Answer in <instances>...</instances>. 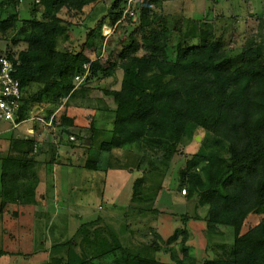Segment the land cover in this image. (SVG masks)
<instances>
[{
  "label": "trees",
  "instance_id": "16d2710c",
  "mask_svg": "<svg viewBox=\"0 0 264 264\" xmlns=\"http://www.w3.org/2000/svg\"><path fill=\"white\" fill-rule=\"evenodd\" d=\"M96 1L99 0H38L33 17L22 18L18 11L0 16V33L5 37L16 33L15 37L10 36L12 42L27 44L7 54L23 91L17 120H33L36 129L34 134L25 136L29 147L22 156L0 157L1 205L17 202L21 206L36 201L40 175L35 153L46 124L53 127V134H60L52 147L74 145V140L69 135L64 138L63 133L76 126L75 116L66 110L59 123L55 119L50 123L51 111H46L48 120L41 121L31 117L32 109L44 103L47 109L56 110L62 97L76 93L75 76L85 73L87 68L88 80L95 75L101 77L100 74L110 76L115 67H122L121 87L103 89L115 104L111 109V138L99 143L102 158H88L85 167L107 170L113 165L110 154L114 148L138 146L142 151L138 167L149 161L159 170L172 160L179 144H188L196 130L202 128L204 134L198 150L188 154L185 166L178 170L177 187L184 188L187 197L195 200L197 211L203 210L196 217L205 221L209 235H223L225 230L221 227L231 226L234 239L219 243L216 254L206 257L201 264H264V44L256 43L253 49L224 48V38L203 27L198 28L196 41H192L195 38L183 34L180 27L171 28L164 15L152 9V0H139L140 17L135 33L140 32V39L133 32L120 36L116 49L106 41L101 45L103 50H110L108 58H103V52L92 58L83 46L97 50L99 41L105 38L103 25L116 29L121 26L123 0H113L97 24L90 27L80 48L61 47L60 41H65L73 23L61 12L65 8L82 10ZM172 37L175 41L170 43ZM171 47L172 57L168 53ZM115 50L117 58L112 60ZM33 83H38L39 88L28 91ZM111 114L104 116L109 118ZM93 120L91 129L95 130ZM58 126L60 133L56 132ZM81 146L92 149V141L87 143L82 138ZM154 157L160 161L156 162ZM46 162L52 169L55 161ZM50 169L47 183L53 186ZM142 182V178H137L130 195L128 207L132 209L133 203L140 201L137 195ZM182 216L184 221L188 220L187 214ZM101 220L99 216L82 222L74 238L52 245L51 264H191L187 259L192 257V247L185 226H177L166 238L156 230L157 226H146L153 232L144 237L147 245L170 254L158 257L129 251L107 225L96 227ZM92 234L95 235L91 237ZM96 236L109 238L104 248L92 247L103 244L96 241ZM178 240L182 256L170 246ZM78 244L82 245L81 251ZM6 252L11 251L0 249V255ZM110 254L114 257L109 262L95 260Z\"/></svg>",
  "mask_w": 264,
  "mask_h": 264
},
{
  "label": "rangeland",
  "instance_id": "374dc122",
  "mask_svg": "<svg viewBox=\"0 0 264 264\" xmlns=\"http://www.w3.org/2000/svg\"><path fill=\"white\" fill-rule=\"evenodd\" d=\"M37 1L0 0V16L6 17L9 13L18 11L22 18L33 17L34 13L32 11ZM138 1L135 0V6L137 7V10L134 7L135 13L132 16H128L131 15L128 12L125 17L123 16L121 26H118L117 29L108 24L103 25L102 33L107 39L104 38L102 41H99L97 50L84 45V52L92 58H96L98 52H103V58L106 59L110 54L108 48L103 50V45L106 41L116 49L118 46L117 38L123 35H131L132 32L135 33L140 17ZM112 2L113 0H99L86 5L82 10L74 8L67 10L65 8L61 14L73 23L69 26L70 34L65 38V41L63 39L60 41V46L64 47L68 45L70 47L75 45L77 48H80L86 39L90 27L97 24L98 20L108 11V7ZM126 6L127 0H123V11L126 9ZM151 7L160 15H164L165 20L171 28L176 30V28L180 27L184 32L183 34H186L190 38H195L192 41H196L195 35L198 34V28L203 27L213 30L217 37H223L225 40L224 48L248 46L250 49H253L256 43L264 44V0H152ZM135 35L140 39L139 31H136ZM10 36L13 38L16 36V33L12 32L8 37L0 33V52L18 51L27 45L23 41L17 44L13 43ZM174 41L175 37H172L170 43ZM172 49L173 47L169 48L168 53L170 57L173 56ZM118 51L115 50L113 52L112 60L117 58ZM123 75L124 69L122 67H115L110 76H102L100 74L101 77H98L95 75L88 80L84 78L80 84L75 79L76 93L61 98V108L59 111L57 110L53 120L55 119L59 123L61 114L65 113L66 110L75 116L77 121L76 126L70 129L74 133L72 134L71 131L63 133V130L61 132L64 138H66V135H69L74 140V145L71 146L67 143L60 145L58 148L57 146L52 147L51 143L58 140L60 134H53V130L50 129L53 127L46 124V128L41 132L36 146V151L38 152V156H40L36 159L38 160V173L40 175V169L41 171L44 170L43 162L48 159L52 160V162L55 161L51 165L52 169L57 168L55 170H63V172H61L59 184H57L58 179H55L54 176V185H48V189L50 190H47L44 183H41L40 187L38 185L35 196L36 201L28 203L30 206H26V203H22L19 206L17 202L1 205L3 182L0 161V249L31 252L32 248L39 246V240L40 242H44L47 239L44 235L46 231L48 237H53L54 241L58 243L59 241L66 242L71 237L74 238V234L82 222L96 219L99 216L103 220L99 221L96 227L107 225L108 228L112 229L119 236L122 245L126 249L142 255L148 253L158 257L170 256L169 252L164 249L155 251L144 241L146 235L149 234L148 236H151L153 233L149 230L150 228L147 229V225L157 226L156 230L164 235L165 238L177 226H185L189 231L188 243L192 247V257L187 259L191 264H201L206 257L215 255L219 243L233 242L234 234L233 227L231 226L221 227L225 230L223 235H209L205 229V221L196 217L203 210L199 209L197 211L195 200L187 197L184 188L177 187L178 170L185 166L184 162L187 155L198 150L204 134L202 128L196 130L195 135L188 144H179L178 151L172 160L159 170L154 167V164L151 165L149 161H144L143 166L141 168L138 167L137 163L142 154L138 146L114 148L110 154L111 164L113 165L107 170L85 167L88 158L98 161L102 158L99 152V143L105 138L110 139L112 135L110 131V128L113 126L112 116L107 118L103 115L111 114V109L115 104L110 96L103 93V89L120 88ZM38 88L39 84L33 83L28 88V91H34ZM45 105L43 103L42 106ZM34 109L35 107L32 110ZM45 111H48V113L50 111L51 113L53 112L51 109H46ZM39 112H41V108L39 110L36 109L31 114L41 121V117L44 116L45 118V116L49 115L46 113L43 115V113ZM47 118L46 120H48ZM92 119H94L93 122L97 128L95 130L91 129ZM40 120L34 122H39ZM3 123L11 125L9 121H4ZM10 128L13 129L12 126ZM19 132H22L21 127ZM19 132L16 135L20 143L16 144L20 148L18 149L15 144L16 149L14 151L17 154L8 150L10 144L7 134L3 133L0 135V157L1 155L8 154L11 157H17L18 150H20L19 155L22 156V150H26L29 147L28 139L22 136L25 132L22 134ZM56 132L60 133L59 126ZM23 138H26V141ZM82 138L87 143L92 141V149L87 148V146H81ZM45 152H49L48 156H46ZM154 159L156 162L160 161L158 157H154ZM67 165H73L74 168H69ZM139 177L143 179L139 195H137L140 201L138 200V204L133 203L135 206L132 209L128 207V203L130 195L134 191L136 180ZM175 183L176 187H174ZM55 184L60 187L58 191L62 189L63 192H67L66 199L62 201L63 205L61 209L62 212H65V216L63 217L69 221L66 225L67 228H63L66 232L65 237H63L64 233H61V231L54 233V226L52 229H49V232L45 225L48 222L47 217L50 216L52 209L54 210V207L58 208L59 206V198L56 197L58 191L56 192L55 187L57 186ZM70 187L73 189H69ZM68 190H71L72 193H69ZM41 198L44 199L42 200ZM76 201L79 202L78 205ZM72 203H74V207H71L73 215L67 212L70 211L69 208ZM48 204L53 206V208L50 207L48 209ZM14 209L21 210L20 214L15 215L13 213ZM184 214L188 215L187 221L183 219L182 215ZM55 223H62L61 221L59 222L58 216ZM51 231L54 233V236ZM29 233L32 242L28 241ZM66 235H69L68 238ZM94 235L92 234L91 237ZM79 238L80 236L78 235ZM101 238L96 236V241L103 244L96 243L92 247L104 248L109 238ZM179 241L170 243V246L176 248L177 254L182 256ZM72 244L74 245V239ZM80 247L82 245L78 244L77 248L81 251L82 248L80 249ZM48 248L47 250H49ZM38 252L40 253H29L31 256L27 257L23 254H16L14 251L6 252L0 255V264L7 263L8 259L6 258L15 257V254L20 259V264H51L49 253L47 254L40 249H38ZM113 257V254H110L98 258L99 260H95L96 262H109ZM4 259L5 261L2 262ZM9 262L7 264H19L13 258Z\"/></svg>",
  "mask_w": 264,
  "mask_h": 264
},
{
  "label": "crops",
  "instance_id": "0c3cea01",
  "mask_svg": "<svg viewBox=\"0 0 264 264\" xmlns=\"http://www.w3.org/2000/svg\"><path fill=\"white\" fill-rule=\"evenodd\" d=\"M39 108H41V112H39V113H43V115H44V113H46V109H47V106L45 105V106H35V109L34 110H32V113L33 112H35V110L36 109H38L39 110ZM104 116V115H103ZM111 116H112V114H111ZM35 118V117H34ZM33 118V119H34ZM5 120H0V135L1 134H3V133H6L7 134V136H8V142H9V144H10V148L8 149L10 152H12V153H14V154H17V153H15L14 151H15V149H16V147H15V144L16 143H20L19 142V138H17V135L16 134H18L17 132H19L20 131V127L22 128V132H19L20 134H22L23 132H25L24 134H22V136H24L25 137V135L27 136V135H31V134H34L35 132H36V129H35V127H34V125L32 124L33 122H31L30 123V121L29 122H27L28 120H26V121H24L22 124H20V126L19 127H16V128H10V124H7V123H3ZM23 125H25L24 127H23ZM31 128H32V130H31ZM23 129H24V131H23ZM111 129V128H110ZM11 131V132H10ZM40 136V135H39ZM40 139V138H39ZM1 141H2V139H1ZM3 142V141H2ZM24 142V141H23ZM25 143V142H24ZM17 145V144H16ZM17 147H18V149L20 148V146H18L17 145ZM26 150H22V153H21V155H23V153L25 152ZM19 153H20V150H18V155H17V157L18 156H20L19 155ZM45 154H46V156H48V154H49V152L47 153V152H45ZM38 157H40V156H38V152H36L35 153V158L36 159H38ZM41 163V162H40ZM43 164H44V166H43V168H44V170L43 171H41V169H40V183H39V187H40V185H41V183H44L45 184V186L47 187V190H50V189H48V184H47V177H48V175H49V169H50V167L48 166V164H47V162H46V160L43 162ZM69 168H74V166L73 165H67ZM54 167V166H53ZM55 169H57V168H53V169H50V170H53V173H52V180H51V182H53V185H54V181H53V179H54V176H55V179H58V183L57 184H59V182H60V175H62V173L61 172H63V170H61V171H58V170H55ZM59 173H61V174H59ZM44 176V177H43ZM42 178H44V179H42ZM48 180H49V178H48ZM62 184V183H61ZM56 185V184H55ZM63 185V184H62ZM62 185H60V186H62ZM57 186V185H56ZM71 186H73V185H71ZM56 188V192L59 190V185L57 186V187H55ZM69 189H73V188H69ZM68 192L70 193L71 192V190H68ZM72 193V192H71ZM44 194V193H43ZM56 197H58L57 199H58V204H59V206H58V208H56V207H54V210L52 209V212H51V214H50V216H48L47 217V220H48V222L45 224L46 226H47V230L50 232V230L49 229H52V227H53V229H54V233H57V232H60L61 231V233H64V236L63 237H65V229H63V228H67V224H68V220L67 219H65V217H63V216H65V212H62L61 211V209H62V201H64V199H66V196H67V192H63V190L61 189L60 191H58L57 193H56ZM72 197V196H71ZM71 197H70V199H71ZM42 200L44 199V198H41ZM49 200V199H48ZM38 203H39V201H37ZM76 203H77V205H78V203L79 202H77L76 201ZM49 205V204H48ZM82 205V204H81ZM80 205V206H81ZM26 206H30L29 204H27ZM33 206V205H32ZM43 206V205H42ZM83 206H84V204H83ZM50 207H52L53 208V206H51V205H49L48 206V209L50 208ZM71 207H74V203H72L71 204V206H70V211H67L69 214H71V215H73V212H71ZM84 209H86V208H84ZM21 211V210H20ZM20 211L18 210H16V209H14V211H13V213L15 214V215H19L20 214ZM25 215H27L26 213H25ZM57 216L59 217V222L61 221L62 223L61 224H58V223H55L56 221H57ZM27 224H29V223H27ZM27 224H26V226H27ZM28 230V229H27ZM57 231V232H56ZM29 232V231H28ZM52 232V231H51ZM53 233V232H52ZM54 233H53V236H54ZM44 235L46 236V240L44 241V242H40V240H39V246L37 247V248H32V251L30 252V251H26L25 252V250L22 252V251H16V254H23V255H26V257L27 256H31L29 253H32V254H36V253H40V252H38V249H40V250H42V251H44V252H46L47 254L49 253L50 254V249H51V246L52 245H54L55 243H58V242H56V241H54V238L52 239L51 238V236H49L48 237V235H47V231H46V233H44ZM28 236V235H27ZM69 236V235H68ZM68 236L66 235V237L68 238ZM1 237V236H0ZM9 237H10V235H9ZM13 239V238H12ZM22 239H24V238H22ZM28 241L29 242H32V238H31V236H30V233H29V238H28ZM60 242V241H59ZM49 247V248H48ZM47 248L49 249V250H47ZM29 250V249H28ZM9 251H11V252H13L14 251V249L13 250H9ZM16 254H15V257H12L13 259H14V261L15 262H17V263H19L20 264V259H18L17 257H16ZM39 255V254H38ZM12 258H6V259H8L7 260V263H10L9 261H11L12 260ZM16 259V260H15ZM5 261V259L2 261V262H4ZM6 262H5V264H7Z\"/></svg>",
  "mask_w": 264,
  "mask_h": 264
},
{
  "label": "built area",
  "instance_id": "2783aa9c",
  "mask_svg": "<svg viewBox=\"0 0 264 264\" xmlns=\"http://www.w3.org/2000/svg\"><path fill=\"white\" fill-rule=\"evenodd\" d=\"M134 7H136L135 0H127V6L123 16L125 17L128 12L131 14L135 13ZM85 66L87 67L88 65ZM14 68V63L9 58L8 54L0 53V120L9 121L11 126L16 128L27 119L21 121L17 120L22 105L23 91L19 79L14 75ZM88 74V68L85 73L76 74L75 79L78 81L77 83L80 84ZM61 105L60 103L59 107L51 113L49 118L50 123L53 121L57 110H60ZM31 117L34 118L32 115ZM41 118L42 120H46L44 116ZM184 192H186L185 189Z\"/></svg>",
  "mask_w": 264,
  "mask_h": 264
}]
</instances>
